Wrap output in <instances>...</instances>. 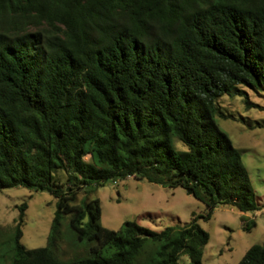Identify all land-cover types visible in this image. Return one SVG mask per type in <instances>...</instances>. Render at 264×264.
<instances>
[{"label":"trees","instance_id":"16d2710c","mask_svg":"<svg viewBox=\"0 0 264 264\" xmlns=\"http://www.w3.org/2000/svg\"><path fill=\"white\" fill-rule=\"evenodd\" d=\"M239 84L264 89V0H0V191L56 198L45 246L21 241L19 206L10 264H203L200 217L264 208L215 119ZM129 177L183 187L209 211L180 228L134 219L114 230L100 224L98 198L78 200ZM237 264H264V244Z\"/></svg>","mask_w":264,"mask_h":264},{"label":"rangeland","instance_id":"374dc122","mask_svg":"<svg viewBox=\"0 0 264 264\" xmlns=\"http://www.w3.org/2000/svg\"><path fill=\"white\" fill-rule=\"evenodd\" d=\"M242 94H225L216 101L215 119L237 147L247 167L251 183L260 202L264 201V89L248 85L237 86ZM248 102L251 107L248 106ZM176 149L186 146L175 136ZM62 181L66 172L55 173ZM90 191V192H87ZM98 198L102 207L100 224L119 230L127 220L155 230L168 226L180 228L190 223L194 215H206V205L183 187H166L129 177L109 181L104 186L85 187L78 200ZM28 203L21 241L29 248L45 246L56 211V198L48 191L26 187L6 188L0 191V264H10L11 240L19 217V206ZM244 220H253L255 226L247 231ZM199 225L210 235L203 247V264H237L253 244H264V208L256 212H241L229 205H219L211 218L200 217ZM61 248L72 253V232L63 220ZM183 256L179 264H186Z\"/></svg>","mask_w":264,"mask_h":264}]
</instances>
